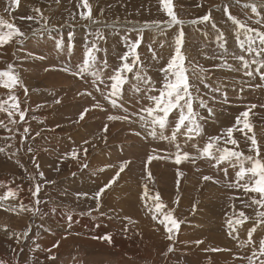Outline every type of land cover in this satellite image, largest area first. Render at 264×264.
Masks as SVG:
<instances>
[{
  "label": "rangeland",
  "instance_id": "rangeland-1",
  "mask_svg": "<svg viewBox=\"0 0 264 264\" xmlns=\"http://www.w3.org/2000/svg\"><path fill=\"white\" fill-rule=\"evenodd\" d=\"M252 2L172 0L174 12L185 21L182 26L184 66L201 129L200 136L192 140L178 135L177 143L182 152L187 151L192 157L199 156L193 144L202 148L209 137L221 135L235 125L237 116L246 110L264 153V107H261L264 105V79L261 78L264 65L254 62L261 57L238 46L235 26L222 8L228 4L231 15L248 27L264 31V7H257L253 13L246 7ZM254 2L261 5L262 0ZM77 3L78 0H59V3L57 0H19L18 5L10 6V0H0V17L25 33L24 37H14L0 47V70L6 69L9 63L14 66L24 87L17 85L12 91L25 110L23 121L18 115L13 117L17 121L15 125L9 123L6 113L0 112V121L11 129L9 132L0 127V147L6 149L0 152V197L10 189L15 192L0 207V260L5 264H248L247 257L253 249L258 251L264 227L257 226L252 233L253 244L245 245L244 241L248 239V230L255 225L257 211L264 208L252 203V197L258 199V194H245L242 188L227 187L235 181L238 167L233 169L227 162L214 167L215 161L208 158H197L195 163L186 160L177 165L175 145L160 139L159 135L149 136L150 129L141 127L139 115H132L150 106L149 95L159 94L158 89L164 82L161 69L174 53V37L179 27L165 29L162 23L163 34L153 28L140 33L145 22L169 19L159 0H89L95 24L80 18V12L88 10L77 7ZM6 7L9 11H5ZM33 8H39L42 17ZM205 14L210 15L209 21L188 23ZM28 16L37 19L28 20ZM258 20L260 24L256 23ZM220 33L224 35L226 51L219 46L222 41L216 39ZM141 35L137 52L142 67L141 64L134 67L150 77L151 83L137 81L135 71L128 73V82L116 98L122 107L113 108L95 90L90 75L81 79L61 70L75 69L82 63L85 47L96 42L98 61L107 62L106 80L122 63L119 57L127 51L128 43ZM243 38L240 30V39ZM17 39L21 42L17 43ZM241 55L247 61L246 67L238 59ZM128 62L131 63V58ZM108 85L110 88V82ZM100 87L107 94L108 89L103 84ZM136 87L140 90L136 91ZM8 92L0 87V99L7 100ZM87 92L92 95H86ZM57 100L60 102L55 103ZM201 100L205 106H201ZM97 101L102 109L92 108ZM85 108L89 111L79 120ZM108 115H129V120L109 121ZM105 124L108 125L106 133ZM25 127L30 130L27 134L23 132ZM241 128L242 123L233 131L238 146L226 145L223 140L220 146L254 155L249 152L251 142L245 143ZM136 132L141 135H135ZM165 135H171V127L165 130ZM73 148L78 150V159H62ZM149 155L154 157L151 162L147 159ZM124 161L129 163L102 194L97 209L96 201L89 197L115 175ZM224 168L228 169L227 180ZM177 170L182 173L179 185ZM40 172L44 174L42 178ZM148 173H151L150 179ZM204 176L213 179L204 181ZM36 183L41 185V190L33 198L31 190ZM145 185L149 197L160 194L162 211H172L174 218L181 222L172 241L166 239L165 227L160 223L163 217L152 219L149 209H154L153 201L141 199ZM77 193L88 196L78 198ZM36 199L39 204L35 203ZM21 203L38 211H20ZM11 208L17 211L5 210ZM240 211L250 219L235 225ZM229 220L236 227L231 234ZM105 234H110L111 243L99 239ZM196 241L202 243L196 244ZM57 242L58 246L53 247ZM169 245L171 252L167 251ZM212 248L221 251H211ZM261 258L264 257H257L255 264Z\"/></svg>",
  "mask_w": 264,
  "mask_h": 264
},
{
  "label": "snow or ice",
  "instance_id": "snow-or-ice-1",
  "mask_svg": "<svg viewBox=\"0 0 264 264\" xmlns=\"http://www.w3.org/2000/svg\"><path fill=\"white\" fill-rule=\"evenodd\" d=\"M59 3V0H57ZM160 5L162 6L163 11L169 17L168 20L161 21H150L145 22L142 28L139 30L142 34L144 29L153 28L163 34V29L161 28V24L163 23L164 28H171L173 26H178L179 31L177 35L174 37V53L168 59L167 65L164 69H161L164 72V82L162 87L158 89V95H149L148 99L151 102L150 106L142 107L139 113H132V115H139V120L141 122V127L145 129H150L148 131V135L156 138L159 135L160 139L168 140L170 143L175 145V163L179 165L182 161L191 160L192 163H195L197 158H208L209 160H214L216 165H221L223 162H227V164L233 169L238 167V171L235 172V181L227 184L228 188H242L245 194L252 193L258 194L259 198L257 199L255 196L252 197V203L256 204L262 208H264V153L261 152L260 146L258 145V140L256 138L255 133L253 132V127L248 121L249 111L246 110L240 113L236 118V124L232 127L226 128L221 135L212 136L208 138V141L204 144L202 148L198 145L193 144V148L197 150L199 153L198 157H192L189 152H182L180 149L179 143H177V137L180 134H183L187 137L188 140H192L194 137H198L201 134L200 124L197 121V114L193 108V96L190 91L192 85L189 82V77L187 75V68H185V54L182 51L183 45L185 43L184 40V31L183 25L185 21L178 18L176 13L173 10L172 0H159ZM19 0H10L11 5H18ZM83 7L88 11L80 12V18L82 20L90 21L95 24L97 21L92 16L91 5L89 0H78L77 7ZM229 5H222L223 11L228 19L233 23L236 30V42L238 46L246 51L247 53H255L256 56L261 57L260 60L254 61L260 65H264V31H261L256 27H248L245 22L240 21L237 17L231 15L229 12ZM246 7H250L252 12L255 13L257 11V7H264V0H262L261 5H257L254 0ZM5 11H9V8H5ZM33 11L37 13L40 17H42L41 10L39 8H33ZM75 16L73 15V19ZM28 20L37 19L36 16H28L26 17ZM211 19L209 14H205L202 17H199L197 20L188 21L190 24H196L198 22H205ZM45 24H47V19L44 18ZM257 24H260L261 21H256ZM213 27L215 24L213 23ZM240 30H243V39H240ZM254 33V34H253ZM71 33H69V37H71ZM99 35V34H98ZM25 33L22 32L14 23H11L2 17H0V47H3L5 44L10 43L14 37H24ZM102 39V37H100ZM142 35L138 37L135 41L128 43L127 51L123 53L119 57L122 63L119 67L115 68L113 73L107 76L105 80L104 69L107 68V62H103L100 64L97 58L98 47L96 42H92L90 47H85L83 53L82 63L76 65L75 69L71 67H64L61 70L73 75L74 77H78L83 79L86 75H90L92 77V85L97 92H100L101 95L107 100L113 108L122 107L117 103V97L121 93L122 86L128 82V73H132L135 71V79L137 81H142L145 84L151 83V78L147 77L146 74H141L140 71H136L135 67L137 64H141L139 54L137 52V48L141 43ZM217 41H222L219 46L223 49H226V41L223 33H220L216 37ZM17 43L21 41L17 39ZM61 42L58 41V46ZM245 45L247 47L245 48ZM129 58H131V63H129ZM153 59H155V53L153 52ZM238 59L244 61L245 67L247 66V61L244 59V56L241 55ZM98 64L100 65L98 67ZM248 76H251V72L245 73ZM199 78V77H198ZM264 79V77H261ZM99 82V83H98ZM110 82V88L108 85ZM103 84L105 88L108 89L107 94H105L104 90L101 89L100 85ZM19 85L20 87H24L22 82L19 79L18 74L14 70V66L9 63L7 64V68L0 70V87L8 89V97L7 100L0 99V112H4L7 114L8 120L10 124L15 125L17 121L13 119L15 115L19 116V120L23 121L25 119V110H22L20 107L19 98L13 93V89ZM135 87V86H134ZM153 87H155L153 85ZM136 91L140 89L138 87L135 88ZM25 94H27V88H24ZM151 91V89H150ZM219 91V89H217ZM86 95L91 96V92L85 93ZM57 100L55 103H59ZM201 106H205L204 101H200ZM102 105L99 101L92 105V108H101ZM252 108H255L256 105H252ZM264 107V105H261ZM176 110V111H174ZM89 111L88 108H85L79 114V120H83L85 118V114ZM127 111V110H125ZM211 111V110H210ZM178 112V115H177ZM243 118V120L241 119ZM107 119L109 121H127L129 120V115H108ZM78 122V121H77ZM243 124V128L239 129L243 132L245 137V143L248 141L251 142L249 152H254V155H244L241 151H236L232 148L221 147L220 141L223 140L224 144H231L234 146H238V141L233 138V131L240 124ZM174 124V126H173ZM0 127L5 128L9 132L11 129L8 128L3 121H0ZM171 127V135H165V130ZM157 129L159 131H157ZM246 129L247 131H244ZM108 130V125L105 124L103 131L106 133ZM29 128L25 127L23 132L27 134L29 132ZM248 133H253L252 135H248ZM135 135H141L140 132L134 133ZM39 135V133H37ZM11 138V137H9ZM106 138V137H105ZM85 144L88 141L84 142ZM6 151L5 148L0 147V152ZM29 152L32 151L31 148L28 149ZM87 148H83V152L85 157L87 156ZM78 159V150L73 148L70 152L65 153L62 159L67 158ZM148 161L151 162L154 157L152 155L148 156ZM129 162L124 161L120 163L119 170L116 171L115 175L102 187L99 188L98 191L94 193L93 196L89 197L96 201L97 209L100 206L102 194L105 193L106 189H109L112 184L118 179L121 172L124 171L125 167ZM87 165H84L86 167ZM38 167V166H37ZM147 171V166L145 168ZM224 177L228 179V169H223ZM177 180L176 183L179 185L180 180L179 177L182 175L179 170H177ZM39 176L42 178L44 176L43 172L39 173ZM149 179L151 178V173H148ZM34 179V178H33ZM204 181L212 180L211 176H204L202 178ZM218 183V181H216ZM41 190V185L36 183L34 185V190H31V195L33 198L38 197V194ZM15 192L13 190H9L8 193L4 197H0V207H3V201L7 199L8 196H14ZM77 197L85 196L87 197V193H77ZM149 198L153 201L155 207L154 209H149L152 213V219L157 220L159 217H163L160 219V223L164 225L166 231V239L172 241L174 239V234L178 231L180 227V221L174 218L172 211L164 212L163 204L160 199V194L156 193L155 196L149 197L147 186L145 185V191L141 196V199ZM177 198V202H178ZM36 204H39V200H35ZM147 206V202H146ZM245 206H248L247 204ZM196 205L193 204V210H195ZM6 211H17L16 208L5 209ZM20 211H38V209L27 208L23 203L19 205ZM239 218L235 220V225H240L244 221L250 219L243 211L238 213ZM71 219V216H69ZM126 220H130L129 217H125ZM228 226L230 228V234L236 231V227L234 226L231 220L228 221ZM264 227V211H257L255 225L253 228L248 230V239L244 241L245 245L253 244V236L252 233L256 230V227ZM127 228H125V231ZM19 235V234H16ZM24 235H27V231L24 232ZM96 238V237H94ZM99 239H103L109 243H111L110 234H105ZM196 244L202 243L201 241H196ZM57 245H53V247H57ZM37 247H39L37 245ZM173 249L171 245H169L167 251L171 252ZM50 251V250H49ZM211 251H221V249L212 248ZM257 257H264V237H262L259 241L258 251L254 248L252 255L247 257L248 264H255V260ZM49 259H55L54 256H49ZM0 264H5L3 260H0ZM259 264H264V258L259 259Z\"/></svg>",
  "mask_w": 264,
  "mask_h": 264
}]
</instances>
